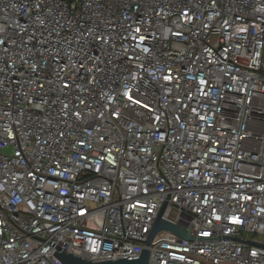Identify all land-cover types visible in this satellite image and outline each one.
I'll use <instances>...</instances> for the list:
<instances>
[{
  "label": "built area",
  "instance_id": "1",
  "mask_svg": "<svg viewBox=\"0 0 264 264\" xmlns=\"http://www.w3.org/2000/svg\"><path fill=\"white\" fill-rule=\"evenodd\" d=\"M159 214L148 264H264V0H0V264Z\"/></svg>",
  "mask_w": 264,
  "mask_h": 264
},
{
  "label": "water",
  "instance_id": "2",
  "mask_svg": "<svg viewBox=\"0 0 264 264\" xmlns=\"http://www.w3.org/2000/svg\"><path fill=\"white\" fill-rule=\"evenodd\" d=\"M160 230H167L185 239H192L188 232H185L184 230H182L180 227H178L173 223L163 220L159 214L150 232L148 233L147 238L144 241L145 247L141 250L138 256H134L130 258H127V256H122V257L90 261L81 256H77L75 254L69 253L60 247H57L53 255L56 258H58L63 264H148L149 250L147 246L152 241L154 235ZM237 239L240 241H244L239 238ZM246 241L247 243L252 245H260L254 241H250V240H246Z\"/></svg>",
  "mask_w": 264,
  "mask_h": 264
},
{
  "label": "rangeland",
  "instance_id": "3",
  "mask_svg": "<svg viewBox=\"0 0 264 264\" xmlns=\"http://www.w3.org/2000/svg\"><path fill=\"white\" fill-rule=\"evenodd\" d=\"M244 234V233H243ZM244 236H246V237H248V238H252V237H254L253 235H249V234H244Z\"/></svg>",
  "mask_w": 264,
  "mask_h": 264
}]
</instances>
